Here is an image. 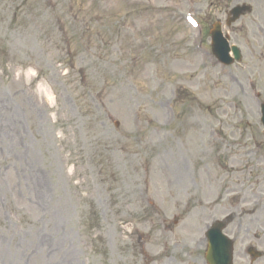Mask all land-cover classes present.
<instances>
[{"label":"rangeland","instance_id":"obj_1","mask_svg":"<svg viewBox=\"0 0 264 264\" xmlns=\"http://www.w3.org/2000/svg\"><path fill=\"white\" fill-rule=\"evenodd\" d=\"M220 1L0 0V264H206L227 216L264 264V0Z\"/></svg>","mask_w":264,"mask_h":264},{"label":"water","instance_id":"obj_2","mask_svg":"<svg viewBox=\"0 0 264 264\" xmlns=\"http://www.w3.org/2000/svg\"><path fill=\"white\" fill-rule=\"evenodd\" d=\"M235 18L239 16L241 12L240 8L234 10ZM225 223H218L217 226L212 230L210 243L207 251V262L208 264H231L232 261V243L227 241L221 235V229L224 228ZM252 251H250L251 253ZM254 257L257 254L252 253Z\"/></svg>","mask_w":264,"mask_h":264},{"label":"flooded vegetation","instance_id":"obj_3","mask_svg":"<svg viewBox=\"0 0 264 264\" xmlns=\"http://www.w3.org/2000/svg\"><path fill=\"white\" fill-rule=\"evenodd\" d=\"M223 2H224V0H223V1H220V3H219L218 5H221V3H223ZM218 5H217V6H218ZM217 6H216V7H217ZM220 7H221V6H220ZM225 13H226V12H225ZM218 22H219V21H218ZM205 27H207L206 24L204 25V28H205ZM225 36L227 37L228 42H230V36L228 35V32L225 33Z\"/></svg>","mask_w":264,"mask_h":264}]
</instances>
